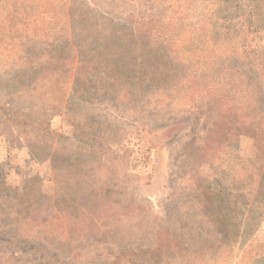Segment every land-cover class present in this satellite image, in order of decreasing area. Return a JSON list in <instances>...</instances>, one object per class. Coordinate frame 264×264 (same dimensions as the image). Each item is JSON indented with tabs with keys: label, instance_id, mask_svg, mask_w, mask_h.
I'll return each instance as SVG.
<instances>
[{
	"label": "rangeland",
	"instance_id": "rangeland-1",
	"mask_svg": "<svg viewBox=\"0 0 264 264\" xmlns=\"http://www.w3.org/2000/svg\"><path fill=\"white\" fill-rule=\"evenodd\" d=\"M262 187L264 0H0V264H112L161 228L181 249L125 263L264 264ZM22 197L133 216L58 234Z\"/></svg>",
	"mask_w": 264,
	"mask_h": 264
},
{
	"label": "trees",
	"instance_id": "trees-1",
	"mask_svg": "<svg viewBox=\"0 0 264 264\" xmlns=\"http://www.w3.org/2000/svg\"><path fill=\"white\" fill-rule=\"evenodd\" d=\"M236 123V122H235ZM234 123V124H235ZM243 126L242 122L237 123L236 127L237 130L241 129ZM222 129V130H221ZM252 129V128H248ZM233 130L231 129L230 132ZM248 132L252 130H247ZM211 133L213 135H222V133H226V130H223V128L219 127H213L211 130ZM202 195V197H205V190L202 188L197 189ZM236 198V199H235ZM239 198L242 199H250L251 196L249 194H242L241 196L231 193L230 199L234 202H238L237 200ZM258 198L263 201L264 203V187L260 188V192L258 194ZM23 204L22 206L25 207L23 210H19L15 213L16 222L17 219H20L21 217L27 218L29 221H31L34 224H40L41 226L45 225H52L53 232H59V233H65V232H86V233H94V231L100 229L101 227L107 228L109 226H115L120 223H122V217L123 219H130L133 216V209L131 206H127L125 208H121L120 206H115L113 210L108 211L109 213L116 212L120 215V220H112L107 216V212H102L99 216L98 215H79L71 206L70 203H68V200H59L56 199V203L60 202L56 205L50 204L48 200L43 199L38 200L37 202H28L27 199L22 197L20 199ZM207 203H210V200L208 197L204 199ZM27 204L25 205V203ZM73 209V210H72ZM210 209V208H209ZM125 210V212H123ZM226 216L224 218H220L217 223L220 225V229H226L227 224L225 222ZM248 225L247 228H250L251 219H248ZM250 222V223H249ZM18 223V222H17ZM240 226L236 229H239ZM235 229V228H234ZM232 228L231 230L234 231ZM58 233V234H59ZM210 233V232H209ZM156 246L153 249L149 250H142L140 252H133V250H125L122 255H119L116 257L114 262L112 264H126L125 258L130 257L131 259L141 257L140 260L145 259H153L157 257L158 253H161L164 259H169V253L168 250L171 249H181L183 242L173 236L172 231L168 228H161L157 232V238H156ZM220 243V242H217ZM213 244L208 247V249H215L219 244ZM191 253V252H190ZM192 255L196 254V251L191 253ZM264 256H262L263 258ZM258 259H255L256 262Z\"/></svg>",
	"mask_w": 264,
	"mask_h": 264
}]
</instances>
